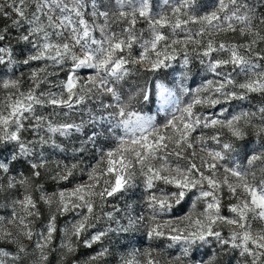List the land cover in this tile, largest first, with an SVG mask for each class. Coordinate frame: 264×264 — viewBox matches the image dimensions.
Returning <instances> with one entry per match:
<instances>
[{"label":"snow or ice","instance_id":"obj_1","mask_svg":"<svg viewBox=\"0 0 264 264\" xmlns=\"http://www.w3.org/2000/svg\"><path fill=\"white\" fill-rule=\"evenodd\" d=\"M109 258L264 264V0H0V264Z\"/></svg>","mask_w":264,"mask_h":264},{"label":"rangeland","instance_id":"obj_2","mask_svg":"<svg viewBox=\"0 0 264 264\" xmlns=\"http://www.w3.org/2000/svg\"><path fill=\"white\" fill-rule=\"evenodd\" d=\"M207 3L211 4L212 0H207ZM175 67H176V71L175 72L169 71L167 73L166 77L162 76L160 74H156L154 76H149L148 79H149L150 82L163 80V82L166 83L169 87H171L173 89H176L178 87V84L180 83L179 73L181 71V67H180L179 64H177ZM197 70H199V71H197ZM19 71L20 72H24L25 74H27L28 70L26 68H20ZM205 75H207V74L204 73V71L202 69V66L199 65L198 62L194 61L193 68H192V73H191V79H187V80L183 81V83L186 86H188V87L194 88V87L198 86L202 82V78ZM143 79H144V77H142V76L139 79L134 77L131 80V84L134 85L136 83H143ZM174 80L176 81L175 83H173ZM153 92H154V97H153V102H152L153 105H152V108L150 109V114L149 115H152V116L156 117L157 123H162L165 120V118H166L165 108L166 107L170 108L171 107V102L169 103L168 106L163 105L161 100H160V98H159V96L156 95V93H155V87H153ZM181 99L184 102H187L188 97H182ZM245 107H247V105H245ZM138 108H140V107L138 106ZM74 142L78 143V141H74ZM246 143H248L251 148H254V149L255 148H259V143L256 141L254 135H252V134H250L249 139H248V141ZM63 155L64 156H70V153L66 152ZM18 167H20L21 171L26 170L24 168V166H22V165H20ZM78 179H79V177H78ZM48 186L50 188H52L53 187V182L49 181L48 182ZM139 196H140V193L137 192L132 197H126L125 201H119L120 206L124 207L125 202L133 203L135 205H140L142 202L140 201ZM187 207H188V205H185L184 208L181 209L180 214H182L183 211H185L187 209ZM136 210L139 211L140 210L139 207H137ZM63 225H64V220H61L60 221V226L63 227ZM106 243H107V241H106ZM120 243L121 244L128 243V240L122 238L120 240ZM166 243H167L166 241L148 240L146 237L143 236V233L141 232L135 238V242H134V244L132 246L136 247V248H139L141 250H143L144 248H147V247H155V248H160L162 250H165ZM96 250H97L96 248H93V249H83L82 248L81 251L78 253V257L81 258V259H84V258L87 257V255L93 254ZM177 253H178V249H167L166 250V254H168V255H176ZM199 255H203V253L198 254L197 258H199ZM109 264H115V261L112 258H109ZM230 264H236L235 259L231 260Z\"/></svg>","mask_w":264,"mask_h":264},{"label":"trees","instance_id":"obj_3","mask_svg":"<svg viewBox=\"0 0 264 264\" xmlns=\"http://www.w3.org/2000/svg\"><path fill=\"white\" fill-rule=\"evenodd\" d=\"M153 97H154V92H153ZM152 102H153V98H152ZM152 102L150 104H148V105H138V106L140 107V109L142 111L146 112L147 114H150V109L152 108V105H153ZM221 258L224 259V260H228V257H226V256H222Z\"/></svg>","mask_w":264,"mask_h":264}]
</instances>
